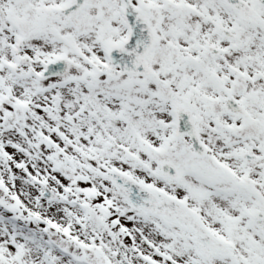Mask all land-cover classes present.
Instances as JSON below:
<instances>
[{"label":"snow or ice","instance_id":"1","mask_svg":"<svg viewBox=\"0 0 264 264\" xmlns=\"http://www.w3.org/2000/svg\"><path fill=\"white\" fill-rule=\"evenodd\" d=\"M0 264H264V0H0Z\"/></svg>","mask_w":264,"mask_h":264}]
</instances>
